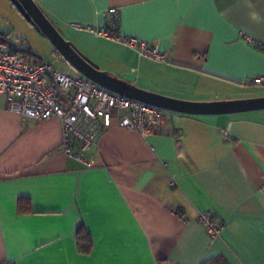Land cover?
<instances>
[{
  "label": "crops",
  "instance_id": "crops-1",
  "mask_svg": "<svg viewBox=\"0 0 264 264\" xmlns=\"http://www.w3.org/2000/svg\"><path fill=\"white\" fill-rule=\"evenodd\" d=\"M34 1L58 31L88 35L104 70L144 90L195 102L264 96L243 85L264 74V52L243 37L264 41V0ZM111 7L120 35L159 45L168 62L77 29L105 24ZM7 104L1 93L0 262L264 264V108H162L166 120L149 134L113 118L84 153L87 166L61 149L56 117L24 121ZM19 197L30 211L17 210ZM203 211L223 224L215 238L198 222ZM81 224L89 252L76 244Z\"/></svg>",
  "mask_w": 264,
  "mask_h": 264
},
{
  "label": "built area",
  "instance_id": "built-area-1",
  "mask_svg": "<svg viewBox=\"0 0 264 264\" xmlns=\"http://www.w3.org/2000/svg\"><path fill=\"white\" fill-rule=\"evenodd\" d=\"M105 18L106 23L96 28L76 27L125 45L135 50L138 57L168 62V53L159 45L118 33V9L108 8ZM243 37L264 52V41L248 35ZM53 53L58 61L67 64V70L54 67L51 61H31L22 51L0 40V94L5 95L8 110L20 115L24 121L56 117L61 123L60 147L67 155L91 166V159L85 158L84 153L90 151L101 129L109 127L113 118L120 126L141 134L157 131L164 124L166 117L162 108L98 86L77 72L57 49ZM243 85L264 87V74L249 77ZM198 222L212 238L217 237L223 225L210 211L200 212ZM0 264L15 263L10 259Z\"/></svg>",
  "mask_w": 264,
  "mask_h": 264
},
{
  "label": "water",
  "instance_id": "water-1",
  "mask_svg": "<svg viewBox=\"0 0 264 264\" xmlns=\"http://www.w3.org/2000/svg\"><path fill=\"white\" fill-rule=\"evenodd\" d=\"M17 9L23 14L26 20L36 26L41 33L48 37L54 49H57L63 58L76 69L84 78L100 85L108 91H112L131 99H137L146 104L180 113L189 114H223L235 113V111L259 110L264 108V96L246 97L234 100H210V101H189L176 97H170L162 93H155L144 90L131 82L121 79L111 71L102 70L99 66L83 55L72 42L61 35L49 17L43 13L34 0H12Z\"/></svg>",
  "mask_w": 264,
  "mask_h": 264
},
{
  "label": "rangeland",
  "instance_id": "rangeland-1",
  "mask_svg": "<svg viewBox=\"0 0 264 264\" xmlns=\"http://www.w3.org/2000/svg\"><path fill=\"white\" fill-rule=\"evenodd\" d=\"M60 33L65 39L72 42L74 46L89 59L94 61L100 69L104 70L91 55L97 52V47L92 45L90 37L85 34H79L74 29L69 31L60 28ZM0 31L4 33L5 38L9 42H13L19 51H30L29 58L31 60L42 59L51 61L54 67L67 70V64L58 61L53 53L54 46L48 37H45L36 26L31 25L23 14L19 12L17 6L12 0H0ZM97 44V42H96ZM96 51H94V50ZM23 53V52H22ZM75 74L74 72H70ZM246 93L258 94L264 93V89L253 88L247 89Z\"/></svg>",
  "mask_w": 264,
  "mask_h": 264
},
{
  "label": "trees",
  "instance_id": "trees-1",
  "mask_svg": "<svg viewBox=\"0 0 264 264\" xmlns=\"http://www.w3.org/2000/svg\"><path fill=\"white\" fill-rule=\"evenodd\" d=\"M118 24V23H117ZM0 40L8 43L10 46L15 47V44L11 41L9 42L8 39L5 38V35L3 32L0 31ZM23 54L29 59V53L30 51H22ZM17 210L20 211H30L29 209V202L28 199L19 197L18 203H17ZM75 239L76 244L78 246V250L80 252H89L92 247V241L91 236L88 231L84 228V226L81 224L77 226L75 229ZM202 264H229L228 261H226L222 256L214 257L211 259L206 260Z\"/></svg>",
  "mask_w": 264,
  "mask_h": 264
}]
</instances>
